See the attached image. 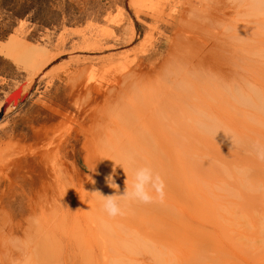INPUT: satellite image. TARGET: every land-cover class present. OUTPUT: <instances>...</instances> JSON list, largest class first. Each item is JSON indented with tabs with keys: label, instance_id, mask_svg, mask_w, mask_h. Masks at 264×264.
Returning <instances> with one entry per match:
<instances>
[{
	"label": "rangeland",
	"instance_id": "obj_1",
	"mask_svg": "<svg viewBox=\"0 0 264 264\" xmlns=\"http://www.w3.org/2000/svg\"><path fill=\"white\" fill-rule=\"evenodd\" d=\"M207 1L60 0L62 21L51 28L10 22L0 10V46L26 44L24 54L33 56L0 47V115L21 91L0 118V264H264V0L248 9L249 1ZM225 6L252 14L228 18L225 33L237 36L242 23H252V38L239 39L251 65L235 50V89L214 82L216 89L197 95L194 78L209 70L184 65L183 76L194 77L187 84L180 64L204 56L212 38L205 33L218 31L203 19ZM157 59L163 68L155 78L142 67ZM134 80L136 88L118 94ZM179 97L186 108L163 118ZM234 147L245 166L225 170ZM204 159L208 172L195 167ZM191 164L198 169H189L192 187L203 191L193 199L170 187ZM143 166L164 178L163 200L121 201L124 214L109 217L94 192L123 194L126 179L131 190ZM113 169L119 193L105 181Z\"/></svg>",
	"mask_w": 264,
	"mask_h": 264
},
{
	"label": "bare ground",
	"instance_id": "obj_2",
	"mask_svg": "<svg viewBox=\"0 0 264 264\" xmlns=\"http://www.w3.org/2000/svg\"><path fill=\"white\" fill-rule=\"evenodd\" d=\"M136 1H138V0H136ZM140 1V0H139ZM198 1V0H197ZM197 1H194V2H192V0H191V2L192 3H194V4H196L195 2H197ZM207 1V0H206ZM214 1V0H213ZM221 1V0H220ZM223 1V0H222ZM225 1V0H224ZM224 1H223V3H224ZM228 1V0H227ZM229 1H231V0H229ZM240 1V0H239ZM238 1V2H239ZM244 2L245 1H249L248 2V4L245 6V8H249V6L251 7L252 6V4H253V2L255 1H253V0H243ZM242 1V2H243ZM208 2V1H207ZM207 2H205V3H207ZM211 2H212V0H211ZM242 2H241V4H242ZM137 3V2H136ZM201 3V2H200ZM199 3V4H200ZM230 3V2H229ZM235 3H237V2H235ZM234 3V4H235ZM246 3V2H245ZM198 4V5H199ZM233 4V5H234ZM239 4H240V2H239ZM227 5V4H226ZM245 5V4H244ZM194 6V5H193ZM236 6V5H235ZM177 7V6H176ZM175 7V8H176ZM196 7V5L194 6V8ZM247 8V9H248ZM242 9V7L240 8V10ZM247 9H245L246 11H247ZM250 10H251V8H250ZM241 12L240 13V11H237V12H235V10L233 9V8H229V7H226L225 6V8H217L216 10H213L212 12H211V15H206L205 17H204V19H203V21H204V23L206 22V21H209V23L210 22H212V27H214L215 26V23L217 24V28H215L218 32L217 33H215V32H213V33H215V34H213L212 32H210V31H207L205 34L207 35V36H212V38L210 39V42H207V38H206V40H205V43H206V46L205 47H202V49H203V57H200L199 59L197 58L195 61H193V59H192V61H190V62H188L189 60L188 59H186V60H183L182 61V63L180 64L181 66H180V68H181V71L183 72V74L181 73V75H180V79L181 80H185L186 82H187V84H193V80H191V79H193V78H191V79H188V78H186L187 76H183L184 75V71H185V67H183L184 65H189V68L190 67H192L193 68V66L194 65H196V66H199V67H201V69L203 68V69H206L207 71L209 70V73L208 72H206V74L205 73H202L201 75H199V76H195L196 78H194L195 80H194V83H195V85H197L199 88H200V92L198 91V90H196V94L197 95H200L203 91H205L206 92V89L208 90V92H209V89L210 88H214V86H217V84L216 83H218V82H220V83H222V81L223 82H226L227 83V87H229L230 86V88L229 89H233L234 87H235V83L237 82V79H236V74L238 73V69H239V65H238V61H237V59L239 58L238 56H237V54H235V50H240V49H242V51L244 52V55H243V52H241L242 53V55L244 56V58H242V60H243V62H245L246 63V65L247 66H249V64L251 65V59H252V55H251V53L252 52H250V48H249V50H248V47L246 46L245 47V49L244 48H242L241 47V44H239V39L240 38H242V36L243 37H245V38H248V39H250V38H252V30H253V28H252V23H250V22H246V23H242L241 24V28L240 29H238V30H240V32L237 34V36L234 34V35H229V36H225V33L228 31V29L226 28V27H230L231 26V21H230V23H229V20L230 19H228V18H231L232 20H234L236 17L237 18H239L238 16H246L247 17V19L249 18L250 19V17L252 16V14L250 15V13H249V10H248V13L247 12ZM210 12V11H209ZM252 13V12H251ZM208 14V13H207ZM196 16V15H195ZM221 16H225L227 19L226 20H228V22L227 21H225L224 19H222V17ZM257 16V15H256ZM262 16V15H261ZM203 17V16H202ZM175 19L176 18H174L173 19V21L176 23V21H175ZM200 19V18H199ZM239 19H241V18H239ZM244 19V18H243ZM258 19H260V16L258 17ZM196 21V20H195ZM244 21V20H243ZM242 21V22H243ZM248 21H251V20H248ZM199 22V21H198ZM261 23H258L259 25H262L263 27H264V21H260ZM204 23H203V25H204ZM196 24V23H195ZM208 24V23H207ZM199 26V25H198ZM200 26H202V24H200ZM194 27H195V25H194ZM208 27H209V24H208ZM224 27V28H223ZM198 28V27H197ZM231 28V27H230ZM214 29V30H215ZM231 30V29H230ZM229 30V31H230ZM194 31H196V30H194ZM202 31V30H201ZM199 33H200V30H199ZM199 33H198V35H199ZM195 34H197V33H195ZM195 36V38L196 37H200V36ZM202 35V34H201ZM203 36V35H202ZM201 36V37H202ZM231 36V37H230ZM194 38V37H193ZM228 38H230V39H228ZM202 39H204V38H202ZM202 39H199V38H197V40H200V41H198L199 43L200 42H202L201 40ZM196 40V39H195ZM246 40V39H245ZM192 41H194V40H192ZM237 41V42H236ZM197 42V41H196ZM242 42V41H241ZM195 43V42H194ZM244 43V42H243ZM261 44H262V42H260ZM250 46V45H249ZM1 47V49H7V50H10V49H12L13 50V52L14 53H16V54H24V53H28V51H30L31 50V48L28 46V45H26V44H18L17 46H16V44H14V42H10L9 43V45H5V46H3V45H1L0 46ZM34 48H37V47H34ZM41 50V49H40ZM42 51V50H41ZM171 51H173V49H171ZM170 51V52H171ZM32 53V52H31ZM31 53H29V55L31 56ZM40 53V52H39ZM262 52H259V54H261ZM38 54V53H37ZM171 54V53H170ZM194 54V53H193ZM196 54V53H195ZM23 56H26V54H24ZM28 56V55H27ZM26 56V57H27ZM39 56V55H38ZM191 56V55H190ZM33 56H31V57H27V58H32ZM40 57V56H39ZM173 57V56H172ZM196 57V56H195ZM195 57H194V59H195ZM199 57V56H198ZM254 57V56H253ZM22 58V57H21ZM182 58V57H181ZM184 58V57H183ZM189 58H191V57H189ZM193 58V57H192ZM185 59V58H184ZM20 60H22V59H20ZM20 60H18V61H20ZM21 62V61H20ZM142 64H143V62H142ZM191 65V66H190ZM193 65V66H192ZM143 66V65H142ZM141 66V67H142ZM148 67H151L150 69H151V71L153 72V73H155V78L156 77H158V75H157V73H158V70L162 67L163 68V65L160 63V60H156L155 61V64H146V65H144L142 68H143V70L144 69H146V68H148ZM188 67V66H187ZM196 69V68H195ZM155 71V72H154ZM246 72V71H245ZM159 73H161L160 71H159ZM199 73V72H198ZM209 74V77L207 76L208 74ZM191 74V73H190ZM196 75V74H195ZM198 75V74H197ZM192 76H193V74H192ZM249 77V76H248ZM213 81H211V80ZM139 80V79H138ZM137 80V81H138ZM140 82V81H139ZM199 82V83H198ZM214 82H216V83H214ZM136 83V80H134V81H128V82H126V81H124L123 83H122V85H121V91L120 92H118V94H123L124 92L126 93H128V92H131L134 88H136L137 87V85L138 84H135ZM141 84L143 83V82H140ZM139 83V84H140ZM220 83H219V85H220ZM238 83V82H237ZM140 84V85H141ZM225 84V83H224ZM211 86V87H210ZM237 86V85H236ZM163 87V86H162ZM249 87H250V84H249ZM218 88V87H217ZM163 89V88H162ZM214 89H216V88H214ZM235 89V88H234ZM253 90H255V89H253ZM257 90V89H256ZM213 90L212 89H210V92H212ZM258 91V90H257ZM199 92V93H198ZM208 92H206V93H208ZM209 92V93H210ZM259 92V91H258ZM162 93V92H161ZM161 93H159V94H161ZM206 93H204V94H206ZM234 93V92H233ZM244 94V93H243ZM248 95V94H247ZM157 96V95H156ZM160 96V95H159ZM257 96V95H256ZM158 97V96H157ZM101 98H102V96H101ZM233 98V97H232ZM252 98V97H251ZM167 99V98H166ZM169 99V98H168ZM172 99V98H171ZM198 99V98H197ZM196 99V100H197ZM200 99V98H199ZM250 99V98H249ZM248 99V100H249ZM170 100V99H169ZM252 100H253V104L252 105H254L255 106V108H256V103H255V99H253L252 98ZM244 101V100H243ZM247 101V100H246ZM203 102V101H202ZM251 102V101H250ZM248 103V102H247ZM246 103V104H247ZM252 103V102H251ZM170 104H171V107H169V108H165V110H163L160 114L163 116V118H164V116L166 117V118H170L171 119V116H173V115H175V114H178V113H175V112H179V111H182V110H184L185 108H186V106H187V104H188V102H187V98H182V97H179V99H176V98H174V100H172L171 102H170ZM202 104V103H201ZM224 103H222V105H223ZM250 105V104H249ZM262 106H264V105H262ZM217 107V106H216ZM224 107V106H223ZM222 107V108H223ZM253 107V106H252ZM225 108V107H224ZM223 108V109H224ZM135 109V108H134ZM138 109H141V108H138ZM211 109V108H210ZM218 109V108H217ZM222 109V110H223ZM207 110V109H206ZM221 110V111H222ZM237 110V109H236ZM135 111V110H134ZM137 111V110H136ZM139 111V110H138ZM196 112V111H195ZM263 112H264V110H263ZM212 113V112H211ZM159 114V115H160ZM189 114V113H188ZM194 114V113H193ZM198 114H202V115H205V114H207V112L205 113V112H198ZM213 114V113H212ZM208 115H209V113H208ZM175 117V116H174ZM212 117V116H211ZM208 118V117H207ZM210 118V117H209ZM173 119H175V118H173ZM177 119V118H176ZM181 119V118H180ZM197 119V118H196ZM219 119V118H218ZM194 120V119H193ZM202 120H204V119H202ZM181 121V120H180ZM189 121H191L190 119H189ZM194 122H196V120L194 121ZM203 122V121H202ZM180 123H182V122H180ZM183 123H185V122H183ZM204 123V122H203ZM172 124V123H171ZM174 124H176L175 122H174ZM178 124V123H177ZM176 124V125H177ZM180 125V124H179ZM184 126H186V125H184ZM189 128V127H188ZM178 129H179V127H178ZM183 129V128H182ZM172 130V129H171ZM200 130V129H199ZM170 131V130H169ZM174 131V130H173ZM197 131V130H196ZM187 133V132H186ZM161 134V133H160ZM157 135V134H156ZM159 135V134H158ZM158 135H157V137H158ZM163 137V136H162ZM165 137H167V136H165ZM159 138V137H158ZM197 139H199L198 137H196ZM164 139V138H163ZM171 139V138H170ZM210 139V138H209ZM165 140V139H164ZM215 140V139H214ZM187 141H188V139H187ZM160 142H162V141H160ZM198 142V141H197ZM237 142H238V140H237ZM167 143V142H166ZM166 143H164L163 142V145H165ZM218 143V142H217ZM159 144V146L161 145L160 143H158ZM168 144V143H167ZM190 144H192V142L190 143ZM206 144H208V143H206ZM213 145H214V143H212ZM233 145H234V143H232ZM236 144V143H235ZM141 146H142V144H140ZM162 145V146H163ZM193 145V144H192ZM216 145V144H215ZM230 145V144H229ZM232 145V146H233ZM161 146V147H162ZM165 146H167V145H165ZM197 146H199V145H197ZM202 146H205V144L204 143H202V145L201 146H199L200 147V149L202 148ZM207 146V145H206ZM218 146V145H217ZM216 146V147H217ZM231 146V145H230ZM231 146V147H232ZM164 147V146H163ZM168 147V146H167ZM166 147V148H167ZM236 147V146H235ZM233 148L234 149V152L233 151H231L232 149H228V152H229V157L228 156H226V154H225V157H224V159H225V161H223V158L222 159H220V160H222L224 163V166H225V170L228 168V166H230V167H238V166H245L244 164H243V161L242 160H240V154L238 153V152H236V151H238V150H236V148ZM165 148V147H164ZM212 148V147H211ZM214 149V148H213ZM201 150H203V148L201 149ZM219 153V152H218ZM201 154V153H200ZM217 153H215V155H216ZM220 154V153H219ZM228 155V154H227ZM239 155V156H238ZM220 156L221 155H219V157L218 158H220ZM189 161V160H188ZM157 162V161H156ZM155 162V167H157V169H158V171L159 172H162L163 173V169L162 168H164V167H161V165H159L158 164V162L156 163ZM189 162H194L193 160L192 161H189ZM203 162V164L202 165H198V164H196L195 165V167L197 168V167H200V166H203V170H204V168L206 169L207 168V166L205 167V165H207V160H203L202 161ZM245 162H246V160H245ZM173 163H175V162H173ZM212 163L215 165V162L214 161H212ZM195 164V163H194ZM194 164H191V165H189V167L186 169V172L185 171H182V172H179L178 174H175V182L174 181H172L170 184H171V188H172V186H173V189L174 190H180V191H184V193H188V194H192V195H188V198H191V199H193L194 197H197L198 196V193L199 194H201L200 192H198L199 190L196 188V189H194V187H192V185L194 184V183H191V179H193L194 177H195V172L198 170H196L195 171V169H192V167H193V165ZM226 164H228V165H226ZM167 167V166H166ZM216 168H217V166H215ZM221 168V167H220ZM189 169H191V170H194L193 172H192V175H191V173H190V171H189ZM211 170V169H210ZM229 170V169H228ZM209 170H208V168H207V172H208ZM189 172V173H188ZM199 172H200V170H199ZM211 172V171H210ZM209 172V173H210ZM216 173L215 171H212L211 173ZM187 173H188V176H187ZM206 173V172H205ZM167 174V173H166ZM201 174H203V173H201ZM172 175H174V174H172ZM214 175V174H213ZM212 175V176H213ZM197 176H199V175H197ZM212 176H209L210 178L212 177ZM165 178H168V176L167 177H165ZM191 178V179H190ZM200 177H198L197 179H199ZM232 178H234L233 176H232ZM164 179V178H163ZM195 179V178H194ZM206 179V178H205ZM170 180V179H169ZM187 180H190V185H189V183H188V185H187ZM207 180L209 181V178H207ZM213 180V179H212ZM211 181V180H210ZM209 181V182H210ZM163 182H164V180H163ZM199 182H200V180H198V184H199ZM216 182V181H215ZM217 182L219 183V181L217 180ZM166 183V182H165ZM164 183V184H165ZM167 183H168V180H167ZM178 184V187L176 186L177 184ZM211 183V182H210ZM210 183H208V184H210ZM222 183V182H221ZM169 184V183H168ZM176 184V185H175ZM213 184H214V182H213ZM175 185V186H174ZM215 185H216V183H215ZM219 185V184H218ZM224 185L226 186V184L224 183ZM211 186V185H210ZM206 187V186H205ZM208 187V186H207ZM215 186H213L212 188H214ZM218 186L216 185V187L215 188H217ZM232 187H235L239 192H241V190H240V188L237 186V185H232V186H230V189L232 190ZM165 188V187H164ZM210 189H211V187H210ZM228 189V188H227ZM208 190H209V188H208ZM211 190H213V189H211ZM217 190H218V188H217ZM201 191V190H200ZM219 191V190H218ZM202 193H203V191H201ZM220 192V191H219ZM240 195L241 196H243V193L241 192L240 193ZM191 201V200H190ZM6 204V203H5ZM10 206L11 207H13V204H12V202H10ZM182 208H184V207H182ZM186 208V207H185ZM184 208V209H185ZM103 210V209H102ZM138 211V210H137ZM136 211V212H137ZM188 211V210H187ZM135 212V213H136ZM203 212H205V211H203ZM134 213V214H135ZM170 218V217H169ZM165 219H168V218H165ZM175 221H173V223H174ZM177 223V222H176ZM169 224H171V223H169ZM169 224H168V226H169ZM175 224V223H174ZM177 225H179V224H177ZM173 226V225H172ZM171 226V227H172ZM174 227H176V225L174 226ZM180 227H181V224H180ZM165 228H166V226H165ZM170 229V228H169ZM173 229V228H172ZM52 230V229H51ZM176 230V232H179L180 230H182V229H180L179 231H177L178 229L177 228H174L173 230H172V233H173V231H175ZM46 231H49L48 229L46 230ZM169 231V230H168ZM170 232H171V229H170ZM182 232V231H181ZM47 233V232H46ZM176 234V233H175ZM175 234H173V235H175ZM172 235V234H171ZM176 237H177V235H176ZM172 238H173V236H172ZM53 239V238H52ZM176 239V238H175ZM65 240V239H64ZM173 243H176V242H172V244ZM52 244V243H51ZM175 245V244H174ZM37 248V247H36ZM71 248V247H70ZM67 250V249H66ZM71 252V251H70ZM106 252V251H105ZM74 256V255H73ZM38 257H39V254H38ZM54 257V256H53ZM71 257V256H70ZM110 257V256H109ZM65 259V258H64ZM66 260V259H65ZM64 260V261H65ZM68 261V260H67ZM50 263V262H49ZM68 263V262H67ZM110 263V261L108 260L107 261V264H109ZM111 264H113L112 262H111Z\"/></svg>",
	"mask_w": 264,
	"mask_h": 264
},
{
	"label": "clouds",
	"instance_id": "obj_3",
	"mask_svg": "<svg viewBox=\"0 0 264 264\" xmlns=\"http://www.w3.org/2000/svg\"><path fill=\"white\" fill-rule=\"evenodd\" d=\"M126 173V172H125ZM127 175V173H126ZM115 169L113 173L105 177V181L108 187L116 190L119 193V185L115 182ZM95 183V181H92ZM126 189L123 194H113L104 196L99 191H95V194H99L103 200V209L109 217H117L123 215V209L121 207V201L135 200L144 204L152 203L155 200H163L164 197V182L159 173L155 172L149 166H143L134 170L133 183L131 190L128 188V180H125Z\"/></svg>",
	"mask_w": 264,
	"mask_h": 264
},
{
	"label": "trees",
	"instance_id": "obj_4",
	"mask_svg": "<svg viewBox=\"0 0 264 264\" xmlns=\"http://www.w3.org/2000/svg\"><path fill=\"white\" fill-rule=\"evenodd\" d=\"M59 1L0 0V10L10 22L26 20L40 28H51L62 21V13L58 11Z\"/></svg>",
	"mask_w": 264,
	"mask_h": 264
},
{
	"label": "water",
	"instance_id": "obj_5",
	"mask_svg": "<svg viewBox=\"0 0 264 264\" xmlns=\"http://www.w3.org/2000/svg\"><path fill=\"white\" fill-rule=\"evenodd\" d=\"M20 89L15 91L5 102V105L2 109V113L0 115V118L1 116L5 113V111L7 110V108L11 105V103H13V106L15 107L17 105V102L19 100V97H20Z\"/></svg>",
	"mask_w": 264,
	"mask_h": 264
}]
</instances>
